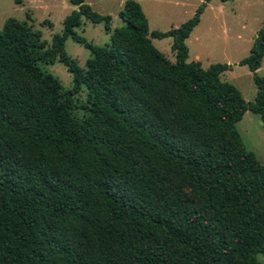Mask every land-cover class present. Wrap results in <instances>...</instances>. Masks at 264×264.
Wrapping results in <instances>:
<instances>
[{
    "label": "trees",
    "instance_id": "16d2710c",
    "mask_svg": "<svg viewBox=\"0 0 264 264\" xmlns=\"http://www.w3.org/2000/svg\"><path fill=\"white\" fill-rule=\"evenodd\" d=\"M68 1L50 43L26 20L0 30V264H262L264 163L236 123L249 110L264 129V23L238 61L256 85L246 101L221 79L232 64L187 61L211 0L166 31L149 30L137 0L112 31L110 14ZM82 18L109 42L77 33ZM68 37L90 51L84 66ZM163 37L174 61L152 44ZM55 59L70 87L42 67Z\"/></svg>",
    "mask_w": 264,
    "mask_h": 264
},
{
    "label": "rangeland",
    "instance_id": "374dc122",
    "mask_svg": "<svg viewBox=\"0 0 264 264\" xmlns=\"http://www.w3.org/2000/svg\"><path fill=\"white\" fill-rule=\"evenodd\" d=\"M122 1L124 0H85L98 13L111 15V31L122 25L118 16ZM137 1L147 17L149 30L166 31L190 18L204 0ZM74 8L68 0H0V30L8 17L26 20L33 29L41 32L42 39L50 43L52 35L62 31L63 18ZM82 19L81 26L75 28L77 33L97 45L109 42L110 32L105 30L103 22L94 24ZM263 23L264 0H211L201 13L199 23L186 39L189 49L187 61L198 60L203 67L212 63L232 64L230 70L221 74V79L235 85L246 101H252L256 92L252 73L247 66L239 65L238 61L248 54L253 41L248 49L247 41ZM242 24L245 25V30L240 31L242 38L236 39L235 35ZM254 37L255 35L253 39ZM151 41L168 59L175 60L171 50V37L151 38ZM65 50L80 66H84L86 59L91 56L88 49L70 37L65 40ZM42 67L57 77L64 87L72 85L71 73L58 59ZM257 72L264 76V57ZM75 97L78 103L84 102L86 88L82 87ZM74 114L81 116L84 110L76 109ZM236 129L246 149L252 151L259 162L264 163V129L259 115L245 111L236 123ZM257 258L264 264V253H259Z\"/></svg>",
    "mask_w": 264,
    "mask_h": 264
},
{
    "label": "crops",
    "instance_id": "0c3cea01",
    "mask_svg": "<svg viewBox=\"0 0 264 264\" xmlns=\"http://www.w3.org/2000/svg\"><path fill=\"white\" fill-rule=\"evenodd\" d=\"M123 2H124V1H122L121 3L123 4ZM74 7H75V6H74ZM121 7H122V6H121ZM258 29H259V28H258ZM258 29H257V30H258ZM238 30H239V31H238L237 34L235 35V38H236V39H241L242 36H241V34H240V31H241V30H245V25H243V24L240 25V27L238 28ZM257 30H255V32H257ZM255 32H254L253 35H256ZM253 35H252L251 38L247 41V42H248V44H247V49L250 47V45H251L250 43L253 41ZM188 37H189V36H188ZM187 39H188V38H187ZM249 49H250V48H249ZM249 49H248V52H247V53H249ZM261 62H262V61H261ZM260 67H261V65H260ZM260 67H259V68H260ZM259 68H258V69H259ZM258 69H257V70H258Z\"/></svg>",
    "mask_w": 264,
    "mask_h": 264
}]
</instances>
